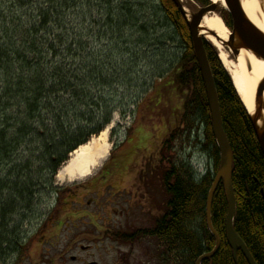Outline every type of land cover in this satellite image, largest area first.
Listing matches in <instances>:
<instances>
[{
    "label": "trees",
    "instance_id": "1",
    "mask_svg": "<svg viewBox=\"0 0 264 264\" xmlns=\"http://www.w3.org/2000/svg\"><path fill=\"white\" fill-rule=\"evenodd\" d=\"M114 1L104 0L100 4V0H0V228H8L11 216L17 212L18 198L22 202L19 207L26 205L24 220L29 213H34L36 202L42 204L52 193L59 197L61 189L55 186V176L69 154L111 123L114 109L106 107L98 123L92 115L88 126L73 129L70 114L85 104L75 88L79 83L78 71L93 69L64 64L68 57L76 60L81 57V51L92 43L86 44L82 38H92L94 28L102 22L106 26L108 23L123 25L120 20L125 24L140 22V18L131 16L130 22L123 17L116 21L111 11ZM127 1L120 7L126 12L129 10L130 15L135 7H144V0ZM197 1L202 5L210 4L208 0ZM148 4L165 16L179 37L183 54L178 80L190 92L181 126L169 136L170 146L161 151L162 162L169 166L163 168L166 194L163 214L145 234L158 237L163 264H196L216 246V238L207 223L206 208L219 169L220 151L187 20L174 0H153ZM99 5L104 10V20L93 15V8ZM79 14H86L87 30L84 25L82 29L87 32L78 31L75 35L73 30L80 29L81 25L76 26L70 18L78 19ZM225 16L232 27L231 14L226 12ZM70 29L73 37L68 40ZM63 45L68 54L59 61ZM205 46L223 126L233 153L232 180L237 203L234 228L257 264H264V154L251 116L215 47L206 41ZM48 55L53 58L50 62L46 61ZM43 59L46 62L41 65ZM25 72L28 76L21 75ZM64 72L70 80L67 81ZM98 81L94 80L96 84ZM105 106L109 105L105 102ZM187 146L200 149L210 157L211 164L204 175L191 165V157L186 155ZM6 191H9L7 195ZM10 193H15V198ZM227 213L228 199L224 184L220 183L213 198L212 222L221 238V247L202 264H249L241 250L235 254L228 242ZM22 227L23 222L13 227L17 235L13 240L1 234L0 251L15 253L24 247ZM118 238L129 240L123 235Z\"/></svg>",
    "mask_w": 264,
    "mask_h": 264
},
{
    "label": "rangeland",
    "instance_id": "2",
    "mask_svg": "<svg viewBox=\"0 0 264 264\" xmlns=\"http://www.w3.org/2000/svg\"><path fill=\"white\" fill-rule=\"evenodd\" d=\"M151 1L153 0L142 1L144 7H135L130 15L129 10L126 12V9L120 7V4L128 1L115 0V6L111 7V11L116 21L120 17L129 21L131 16L140 18V22L134 24L129 21V24H125L120 20L123 25L108 23L107 26L102 22L100 26L94 28L92 38H82L86 44L92 43L90 47L86 45V49L81 51V57L77 60L68 57L64 64L73 68L83 66L93 69L78 71L79 83L75 88L78 89L79 98L84 100L85 104L70 114V125H73V129L88 126L92 121V115L98 123L106 107L114 109L109 124L112 126L107 137L110 152L101 165L86 178L59 180L57 175L55 176V186L61 189L60 194L73 189L78 193L82 192L79 201L84 196L82 204L85 206L90 200L98 201V205L93 204L89 208V213H94L95 210L96 216L90 220L69 211L60 218H54L56 220L52 219L58 198L56 193H52L42 204L36 202L32 209L34 213H29L30 215L23 220V214L27 213V209L25 210L26 205L19 207L22 202L18 198L17 212L11 216L8 228L3 229V226L0 228V238L2 234L13 240L17 236L13 227L23 222L21 236L25 244L15 253L12 250L0 251V264H113L120 259L123 261L122 255L114 251L108 234L133 228H148L153 223L151 215L156 213L160 216L161 210L163 213L165 186L161 189L162 198L157 204L145 190L143 174L142 181H139L137 172L146 167H158L163 163L159 155L160 146L163 139L181 125L190 91L178 80L183 54L179 37L165 16L159 10L150 7L152 4L148 3ZM103 2L104 0H100V4ZM181 3L187 9L189 19L204 7L197 0H181ZM157 4L155 2V7ZM217 7L218 11L215 13L221 17L220 11L227 10V7L221 3H218ZM100 8H102L100 5L99 8L97 6L93 8V15L99 20H104L106 19L103 16L104 10ZM85 18L86 14H79L78 19L71 17L70 21L76 23V26L80 24L81 28L76 27L73 32L70 29L68 34L87 32ZM224 23L226 25L225 21ZM83 25L85 30L82 29ZM73 34L68 35V40ZM205 41L214 46L208 39L205 38ZM60 49L62 54L59 61L68 54L64 45ZM215 49L219 53L218 48ZM52 59L48 55L46 61L50 62ZM46 61L43 59L41 65ZM21 75L28 76V73ZM64 77L67 81L71 79L69 75L68 78L65 76V72ZM94 80L100 82L96 84ZM71 96L69 94L68 98ZM105 102L109 106H105ZM100 134L92 135L88 141H92ZM71 154L60 169L70 160ZM186 155H191V165L198 170L211 163L210 157L200 149L194 150L187 146ZM127 165L130 166L131 180L121 176V171ZM111 172H117L118 176L101 183L104 180L102 176ZM112 184L118 185L121 189V194L115 198L109 194V191L113 190L110 186ZM5 193L7 195L9 191ZM10 194L15 198V193ZM74 198L71 195L67 197L69 200ZM70 202L74 208L78 207L77 202ZM121 245L124 249L123 256L126 257L128 255L126 251L130 250L129 245H125V242ZM81 246L87 249L84 250ZM153 250L155 252L150 254L152 264H163L162 249ZM133 254L139 256L135 250Z\"/></svg>",
    "mask_w": 264,
    "mask_h": 264
},
{
    "label": "water",
    "instance_id": "3",
    "mask_svg": "<svg viewBox=\"0 0 264 264\" xmlns=\"http://www.w3.org/2000/svg\"><path fill=\"white\" fill-rule=\"evenodd\" d=\"M174 1L185 16L192 35L194 51L200 66L202 78L205 84V89L209 101L213 131L220 151V166L209 191L206 208L207 223L210 231L216 238V246L211 252L202 255L197 260L196 264H202L205 259L213 257L221 247V238L215 230L212 222L213 198L220 183L224 184L228 199V213L226 218L228 242L230 246L234 249L235 254L240 249L249 264H257L245 241L237 234L234 228L237 203L232 180L233 153L223 126L219 96L204 42L206 35H203L201 33V25L205 15L208 12L216 11L217 4H212L208 7L201 9L198 13L193 14L191 19H189L187 15V10L183 6L181 1ZM226 3L230 13L233 16V29L230 32L228 38L229 41L221 39V37H219V35L214 31L208 30V32L215 36V38L220 41L222 45L232 53L234 58H238L242 50H247L253 53L256 57L264 60V32L257 25H255L247 16L243 8L242 0H226ZM263 111L264 78L259 82L257 87L256 109L253 114H250L255 134L264 154Z\"/></svg>",
    "mask_w": 264,
    "mask_h": 264
},
{
    "label": "bare ground",
    "instance_id": "4",
    "mask_svg": "<svg viewBox=\"0 0 264 264\" xmlns=\"http://www.w3.org/2000/svg\"><path fill=\"white\" fill-rule=\"evenodd\" d=\"M227 7L226 0H210ZM243 8L251 21L264 32V0H242ZM202 34L206 35L219 50V58L229 72L235 89L245 108L253 114L256 109V92L259 82L264 78V60L247 50H242L238 58H233L227 49L208 30L216 32L221 39L227 41L230 29L223 19L214 12L205 15L202 21ZM264 117V111H263ZM109 125L100 136L79 146L72 152L70 160L59 170V180L86 178L93 174L110 152L107 142Z\"/></svg>",
    "mask_w": 264,
    "mask_h": 264
},
{
    "label": "flooded vegetation",
    "instance_id": "5",
    "mask_svg": "<svg viewBox=\"0 0 264 264\" xmlns=\"http://www.w3.org/2000/svg\"><path fill=\"white\" fill-rule=\"evenodd\" d=\"M218 10V7H217ZM221 14L224 13V11H220ZM170 146L169 142L165 139H163L162 144L160 146V151H162L164 148L167 149ZM162 158V156H161ZM130 166L128 167V165L123 168V171H121V176H124L126 180L128 179H132L130 176L131 174V170L129 169ZM163 166H158V167H146L143 170H139L137 172V179L139 181H142V174H143V184L144 187L146 188L145 190H147V193L151 196V198L155 201H157V204H159L160 199L162 198V187L164 184L163 181ZM121 170V169H120ZM155 174V175H154ZM117 177L118 174L117 172H111L108 173L107 175L102 176V178L104 179L103 181H101V183H103L105 180H111L114 177ZM136 178V177H135ZM135 182V181H134ZM131 183V182H130ZM133 185V183H132ZM95 186V185H93ZM111 188L113 190L109 191V194H111V196H113V198H115V196H118V194H121V189L118 185H110ZM126 189V188H125ZM123 189V190H125ZM84 191V190H83ZM130 193H132L131 190H129ZM69 193V194H68ZM82 192H76L73 189H68L67 192L63 193L61 195V199L57 202V205L55 206V209L52 212V219L54 218H60L61 215L69 212V211H73L74 214H78V216L84 218H88L90 220H93V218L96 216L95 210L94 213H89L90 210L89 208H91L93 206V204H99L98 201H96L95 199L90 200V202H87V206L82 204V200H84V196L81 198V200L79 201V196ZM105 192L103 193L102 196H104ZM75 197L74 200H69L67 199V197L69 196ZM98 197V196H97ZM70 201L73 202H77L78 207L74 208L73 204H71ZM98 209H100L99 206H97ZM83 214V215H82ZM91 214V215H89ZM162 210L160 212V216H158L156 213L155 215H151L153 218V223L150 227L153 226L154 221L157 220V218L161 217L162 215ZM55 220V219H54ZM53 220V221H54ZM148 227V228H150ZM147 227H141V228H133L130 229L129 231H113L111 232V234H108V239H110L111 243L115 246H113L114 251L116 252V254L120 253L123 257V261H121V259L119 261H115L113 264H152V258L150 254H153L155 252V250H153L154 248H161V244L158 240V237H154V236H150L149 234H145V232H147L146 230L148 229ZM126 236V238H128L129 240L125 241V245H129L130 250L126 251L128 253V255L126 257L123 256V248L121 243H123V240L119 239L118 236ZM81 248L83 249V247L81 246ZM137 251L139 256H136L133 254V252ZM142 253H144V255H142ZM155 258V257H154ZM124 259L126 261H124Z\"/></svg>",
    "mask_w": 264,
    "mask_h": 264
}]
</instances>
